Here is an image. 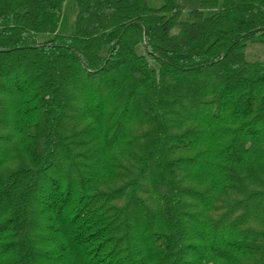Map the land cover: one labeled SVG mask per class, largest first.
<instances>
[{
    "label": "trees",
    "instance_id": "trees-1",
    "mask_svg": "<svg viewBox=\"0 0 264 264\" xmlns=\"http://www.w3.org/2000/svg\"><path fill=\"white\" fill-rule=\"evenodd\" d=\"M198 3L0 0V264H264V0Z\"/></svg>",
    "mask_w": 264,
    "mask_h": 264
},
{
    "label": "rangeland",
    "instance_id": "rangeland-1",
    "mask_svg": "<svg viewBox=\"0 0 264 264\" xmlns=\"http://www.w3.org/2000/svg\"><path fill=\"white\" fill-rule=\"evenodd\" d=\"M198 4H199L198 0H188V5L190 7H197ZM65 7H66V15H67L66 19H69V21H66V24L64 25L63 29L65 31H69L74 21L75 12L70 7L69 2L65 4ZM214 11L215 9H209L207 13H213ZM246 54L250 59H257L264 61V44H259V43L250 44L246 49ZM71 263L72 260L70 259V264Z\"/></svg>",
    "mask_w": 264,
    "mask_h": 264
}]
</instances>
